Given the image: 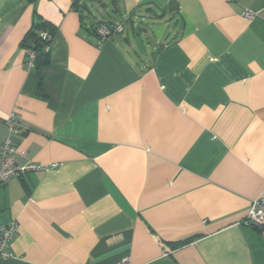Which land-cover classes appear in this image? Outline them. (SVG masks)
<instances>
[{
  "label": "crops",
  "instance_id": "1",
  "mask_svg": "<svg viewBox=\"0 0 264 264\" xmlns=\"http://www.w3.org/2000/svg\"><path fill=\"white\" fill-rule=\"evenodd\" d=\"M72 1L0 0V146L12 112L18 161L42 166L0 184V264H264L243 223L264 191V0ZM35 16L54 27L39 71ZM99 22L124 30L99 42Z\"/></svg>",
  "mask_w": 264,
  "mask_h": 264
},
{
  "label": "built area",
  "instance_id": "2",
  "mask_svg": "<svg viewBox=\"0 0 264 264\" xmlns=\"http://www.w3.org/2000/svg\"><path fill=\"white\" fill-rule=\"evenodd\" d=\"M257 14V11L246 8L242 10V16L246 19H252ZM123 30V25L120 22H99L94 28V34L97 36L98 41L102 42L113 34L122 33ZM42 36L48 42L45 45V50L49 51V43L52 35L42 33ZM33 60L34 52L29 51L26 56L28 68L34 67ZM6 122L8 125V134L0 146V184L8 182L11 178L20 177L26 172L37 171L42 168V166L31 161L23 164L18 161L15 138L21 135V130L15 125L14 113L11 112L8 115ZM243 223L257 229L264 235V191L251 200L250 208L243 219ZM16 229L17 225L14 221L0 226V263L8 260L12 256L9 248Z\"/></svg>",
  "mask_w": 264,
  "mask_h": 264
},
{
  "label": "trees",
  "instance_id": "3",
  "mask_svg": "<svg viewBox=\"0 0 264 264\" xmlns=\"http://www.w3.org/2000/svg\"><path fill=\"white\" fill-rule=\"evenodd\" d=\"M80 2V0H73L72 6L78 9L86 8L85 0H83L81 3ZM53 31V25L35 16L30 29L26 32L23 39L21 40L20 46L25 50L26 56L28 55L29 51L34 52L33 64L34 68L38 71L47 64L49 56V51L45 50V45L48 42L43 38L42 33L52 35Z\"/></svg>",
  "mask_w": 264,
  "mask_h": 264
},
{
  "label": "water",
  "instance_id": "4",
  "mask_svg": "<svg viewBox=\"0 0 264 264\" xmlns=\"http://www.w3.org/2000/svg\"><path fill=\"white\" fill-rule=\"evenodd\" d=\"M85 6H86V8H88V6L86 5V3H85Z\"/></svg>",
  "mask_w": 264,
  "mask_h": 264
}]
</instances>
